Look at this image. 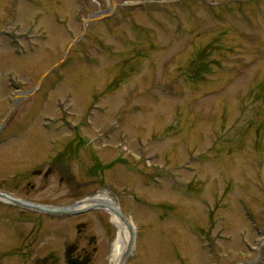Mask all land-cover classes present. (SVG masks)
I'll list each match as a JSON object with an SVG mask.
<instances>
[{"label":"rangeland","instance_id":"obj_1","mask_svg":"<svg viewBox=\"0 0 264 264\" xmlns=\"http://www.w3.org/2000/svg\"><path fill=\"white\" fill-rule=\"evenodd\" d=\"M111 4L0 0V119L30 90L0 126V190L119 203L124 264H264V0H115L92 19ZM75 133L72 183L40 182ZM21 209L0 202V264H66L77 241L109 264L106 210Z\"/></svg>","mask_w":264,"mask_h":264},{"label":"water","instance_id":"obj_2","mask_svg":"<svg viewBox=\"0 0 264 264\" xmlns=\"http://www.w3.org/2000/svg\"><path fill=\"white\" fill-rule=\"evenodd\" d=\"M114 2V0H113ZM79 37H77L75 40H73L70 44L74 43ZM69 44V45H70ZM0 198H5L6 200L36 211L44 212L47 214H74L79 213L91 208H102L111 214H115L119 216L126 224L129 232V240L127 247L124 251V253L121 256V259L119 261V264H124L126 259L130 256L134 244V237H135V231L134 226L132 225V222L129 220L127 214L124 212V210L121 208L119 204H114L112 202H92V204H87L90 201V198L81 199L79 201H76L72 204L68 205H44L39 204L35 202L25 201L19 198H15L12 196H9L5 193H0ZM82 205V206H81ZM84 226V223L78 224L77 229L79 230L81 227ZM92 238H90V241ZM76 246L75 245H67L65 249V261L66 264H87L89 262V257L84 256L82 258L80 257H73L72 253L75 251Z\"/></svg>","mask_w":264,"mask_h":264},{"label":"flooded vegetation","instance_id":"obj_3","mask_svg":"<svg viewBox=\"0 0 264 264\" xmlns=\"http://www.w3.org/2000/svg\"><path fill=\"white\" fill-rule=\"evenodd\" d=\"M116 80V78H112L108 83H107V85H109V84H111V81H115ZM16 95V94H15ZM11 103H12V99H11V101H10V105H11ZM10 107V106H9ZM4 116V115H3ZM77 127H76V125L75 126H73V129H76ZM80 135L79 134H76L75 133V135H74V138H70L71 140H72V143H73V145H71L70 143L68 144V146H67V148L64 150V147H63V149H62V151L61 152H58L57 154H56V156H55V158H51L52 160L50 161V162H48L47 161V159L45 160V159H43V161H41L42 162V165H44L45 166V168L44 169H40V168H38L39 166H40V164H38L37 165V167L36 168H34L33 170H32V172H31V174L32 175H34V176H37L38 178H40V182L41 181H45V180H47L50 176H52L54 173L57 175V177H58V181L61 183V182H63L64 180L68 183V184H71L72 183V181H73V175H72V173H71V171H70V167H69V165L66 163V160L65 159H68L69 157H72V156H74L73 154H70L69 153V150L71 149V151H74V152H76L78 149H79V147H78V145H77V142H79L80 141ZM74 148V149H73ZM65 160V161H64ZM40 162V163H41ZM26 184L28 185V188H31V189H33L34 188V184L30 181V180H28L27 182H26ZM107 187V186H106ZM1 188V187H0ZM109 190H112L110 187H107ZM0 192H4V193H7V194H9V195H12V196H15V197H18V198H21V199H24V200H30V199H28V197H27V195H28V193H29V191L28 190H25V189H23L22 188V190H21V193H19L20 195L19 196H16V195H14L13 193L15 192L14 190H11V189H8V190H6V191H1L0 190ZM0 202L1 203H5V204H7V205H11V206H13L12 204H10V203H7V202H4V201H2V200H0ZM21 211H24V209H21ZM82 231V229L80 230V231H78V235L79 236H81V232ZM91 237V236H90ZM90 237H89V240H90ZM78 239H79V237H78ZM78 242L79 241H77V242H74V245L76 246V249H75V251H74V253L72 254L74 257L75 256H79V257H83V256H88V257H90V262L88 263V264H90L91 263V259H92V254H93V252L95 251V247H92L91 249H90V251L88 250V248L86 247V246H82V247H80L79 246V244H78ZM93 242V241H92ZM89 243H91L90 241H89ZM18 246V247H17ZM21 241H19L18 240V243H17V245H15V248H16V251H20V249H21ZM8 252V251H7Z\"/></svg>","mask_w":264,"mask_h":264},{"label":"bare ground","instance_id":"obj_4","mask_svg":"<svg viewBox=\"0 0 264 264\" xmlns=\"http://www.w3.org/2000/svg\"><path fill=\"white\" fill-rule=\"evenodd\" d=\"M109 199L102 194H96L91 197L90 202H105ZM112 219L117 227L115 238L111 243V249L109 253V264H119L122 254L124 253L128 240L129 232L125 222L117 215L112 214Z\"/></svg>","mask_w":264,"mask_h":264}]
</instances>
